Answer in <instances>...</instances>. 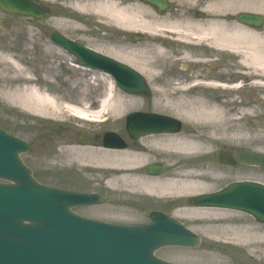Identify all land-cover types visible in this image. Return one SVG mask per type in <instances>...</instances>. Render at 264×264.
<instances>
[{"label":"flooded vegetation","instance_id":"1","mask_svg":"<svg viewBox=\"0 0 264 264\" xmlns=\"http://www.w3.org/2000/svg\"><path fill=\"white\" fill-rule=\"evenodd\" d=\"M43 1L39 4L47 10V16L50 17L53 14V7ZM168 1L171 8L165 13L151 7L155 11L151 21L155 25L165 27L168 33V35L161 34V37L165 38L157 42L171 47L172 56L176 61L185 60V62L182 65L169 64L168 71H148L147 75L152 88L167 91L182 89L185 92L191 90L196 93L203 91L200 84L207 79H218L229 86L232 85L231 69L236 67V64H231V61L235 60V55L231 54L230 47L239 42H264V18L262 23H247L242 20L243 15L246 14L264 17V1ZM140 3L142 2L139 0H121L124 6L135 9L140 6ZM238 32L246 33L242 36L238 35ZM177 33H181V36ZM62 35L88 48L104 49L101 47L103 44L85 42V34H76L73 37ZM120 38L123 40L121 49H115L107 44L104 46L119 53L130 54L131 50L125 47L133 41V37L130 38L121 32ZM147 38L146 35L143 36V40ZM212 38L213 40L209 41ZM154 74L158 77H153ZM89 109L94 110L92 106H89ZM130 113H124L120 118L92 123L79 120L66 121L65 125L56 129L58 140L56 152L61 156L65 154V159H59V157L56 159V174L50 177L53 182L45 183L37 176L36 178L43 184L56 189L94 195L103 201L73 209L75 214L84 218L115 224L141 225L149 223L152 215L158 212L185 222L191 217L188 211L203 210L195 205L193 198L197 194L206 192L187 195V198L182 194L160 197L141 189V178L150 177L161 182H164V179H177L178 175L185 174L188 164H185V158H174L155 146L156 138H161L163 135H175L173 133L132 137L127 119ZM181 130L185 131L184 124ZM109 133L118 135L116 147H109L110 144L105 143V137ZM150 146L153 148L150 149ZM70 151H75L82 157L72 163L67 158V152ZM220 151L214 157L207 158L204 164L210 160L219 171L223 167L232 169L243 167L238 164L234 167L223 166L219 157ZM32 165L33 167L30 166L36 175L35 163ZM248 168H252L260 178L264 179V174L257 168ZM125 169H128V173L123 175ZM155 169H160V173H153L157 172ZM126 175L127 178H125ZM221 179L218 180L219 188L212 192L221 190Z\"/></svg>","mask_w":264,"mask_h":264},{"label":"water","instance_id":"2","mask_svg":"<svg viewBox=\"0 0 264 264\" xmlns=\"http://www.w3.org/2000/svg\"><path fill=\"white\" fill-rule=\"evenodd\" d=\"M166 8L164 0H144ZM9 14L41 18L45 12L32 0H0ZM247 20L253 17H246ZM52 40L71 51L84 66L111 74L126 92L150 96L145 79L134 69L90 51L56 34ZM133 136L178 132L181 123L157 114L134 113L129 117ZM112 141L114 135L108 136ZM29 145L0 130V264H172L155 256L167 246L199 247L202 239L183 224L154 214L145 226H118L83 219L71 212L92 197L49 188L38 183L20 154ZM222 160L229 163L228 157ZM241 164L264 172V156L250 150L240 155ZM197 205L232 209L252 215L264 224V186L238 182L219 193L199 196Z\"/></svg>","mask_w":264,"mask_h":264},{"label":"rangeland","instance_id":"3","mask_svg":"<svg viewBox=\"0 0 264 264\" xmlns=\"http://www.w3.org/2000/svg\"><path fill=\"white\" fill-rule=\"evenodd\" d=\"M39 2L43 0H37ZM80 0H46L47 5L53 7V17L48 20H33L22 18L19 16H9L0 11V52H6L15 59H17L30 73V76L36 80V87L46 91L51 96L55 97L58 104L61 105V111L58 117L47 118L33 115L23 111L17 105H13L0 94V128H3L13 135L21 137L32 145V154L23 157L26 163L32 167L35 163L36 176L45 183H51L53 180L50 177L55 176L56 159H65L56 152V129L65 125L68 120L76 122L78 118L72 115L64 106L70 104L73 106L92 105L94 109L99 108L100 100L105 95V90L108 82L113 81L111 77L98 71L84 69L79 67L75 60L68 58L67 55L57 51V49L49 42V35L54 30L52 26L58 20H68L72 22L80 21L78 18L79 12L73 9V5ZM67 25V24H64ZM62 25V26H64ZM91 29L97 33H85L84 31H68L66 29H58L60 32L73 37L75 33L85 34V42L103 44L101 40L106 37H101L103 33H107L96 25H91ZM109 36L114 34V31L109 32ZM34 35V36H33ZM114 36V35H113ZM118 37V36H114ZM81 38L82 40L84 39ZM100 38V39H99ZM118 39V38H116ZM45 41V43L40 42ZM159 42H155L154 38L150 41H143L142 45L130 42L134 51H137L140 46L139 56L133 60L136 65L142 67L147 71H168L169 64H179L185 60L176 61L172 56L171 47H164ZM107 49H104V51ZM49 52V54L46 53ZM105 52H109L108 50ZM238 59L232 60L231 64L236 67L231 69L232 82L238 81L236 77L238 71H241ZM138 63V64H137ZM15 76V70L8 66L7 63H0V88L18 86L12 78ZM2 77V78H1ZM158 77V75H153ZM240 80V79H239ZM246 84V83H245ZM1 91V90H0ZM31 91V90H30ZM161 92L154 91L152 97L145 98L139 96L126 95L128 99L134 98L135 103L126 102L131 106L128 111H152L160 114L175 116L185 121V135L196 133L199 129L194 125L188 124L185 119V111L181 110L178 105L164 106L159 104V97ZM175 101H178L179 95L184 96L183 93L174 94ZM222 97L232 98L229 95H221ZM260 97H264V94ZM233 99V98H232ZM239 103L255 105V100L260 98L249 88H246L240 93ZM175 103V102H173ZM177 103V102H176ZM256 107V106H255ZM257 114H261L256 119H249L247 121L248 138L245 140H231L220 143L216 149L231 150L237 156L243 149H251L264 153V106L260 108ZM114 118L112 114L106 113L100 117ZM207 131V130H205ZM184 134V133H183ZM82 156L75 152H67V158L74 163ZM34 159V161H33ZM185 164L196 165L198 161L186 160ZM55 163V165H54ZM204 164V163H203ZM213 163L209 160L205 166H212ZM226 173L218 172L214 188L219 186V178H222L220 187L230 185L235 178H248L261 181L256 172L250 168L231 169ZM230 182V183H229ZM201 217L204 214H199ZM219 215V216H218ZM215 219L212 217L197 218L185 220V224L195 231L203 238L202 244L199 248H183V247H165L157 252V256L176 264H264V224L257 222L253 217L233 210H220ZM235 221V222H228ZM213 226H231L236 228H250L256 229L258 237L253 241L257 243L260 248L259 252H255V247H248V243L244 244L233 241L232 237H225L224 234H216ZM239 244V245H238ZM253 244V243H252Z\"/></svg>","mask_w":264,"mask_h":264},{"label":"bare ground","instance_id":"4","mask_svg":"<svg viewBox=\"0 0 264 264\" xmlns=\"http://www.w3.org/2000/svg\"><path fill=\"white\" fill-rule=\"evenodd\" d=\"M73 9L79 12L80 16L78 18H81L80 21L63 20L61 22L58 20L52 26L56 29L85 31L97 35L90 27L96 25L107 32L100 35L101 37L107 36L101 41L115 49H121L123 46V40L120 38L121 32L127 35L135 32L150 34L153 37L156 35L158 25L153 24L151 21L152 17L155 16V11L144 3H140V6L135 9L127 5L124 6L116 0H80L73 5ZM112 30L114 31L113 35L118 37L109 36V32ZM245 33L238 32V35L243 36ZM40 42L45 43V41ZM157 44L161 45V43ZM54 47L62 54L68 53L62 51L63 49L60 50L55 45ZM125 48L131 50L130 54L133 57L139 56V53L141 54L140 46L136 47L137 51H134V47L130 44H126ZM230 48L232 54L238 59L241 68V71L236 74V77H239L240 80L238 79L234 85L229 86L218 79H207L206 82L200 84L203 91H197L196 93L191 90L185 92L182 89L175 91L159 90L161 92L158 99L159 104L164 106L178 105L177 108L185 111V119L188 124L194 125L199 131L196 133L189 132L186 135L185 132L180 135H163L161 138H156L157 144L155 146L174 158L182 159L186 157V160H189L190 163L195 160L200 163L196 165L188 164L185 174L178 175L177 179H164V182H161L150 177L141 178V189L143 191L160 197L182 194L187 198V195L214 189L218 175L216 167L214 165L212 167L205 166L204 161L215 156L218 144L248 138V130L245 129L247 128V121L259 117L261 114L257 113L264 106V97H260L264 94V42L237 43ZM46 53L49 54L47 51ZM66 55L71 58L69 53ZM112 55L143 71V68L136 65L133 61L134 58L129 56L128 53L126 56ZM0 63H7L15 70V76L12 79L19 84L15 87L1 86V96L5 97L11 104L17 105L23 111L33 115L47 118L58 117L61 105L58 104L55 97L36 87V80L30 76V73L13 55L0 52ZM246 88L258 95L260 102L259 99H256L255 105L240 104L239 99L237 100L235 97H239L240 93ZM179 93H183L184 96L179 95L181 97L178 98V101H175L174 94ZM221 95H229L233 99ZM128 101L132 104L136 102L134 98L128 99L126 95L124 96L117 89L114 82L110 81L107 84L103 99L100 100L99 111L91 112L87 108H77L70 104H64V106L72 115L78 118L93 120L106 113L120 117L130 109L131 106L126 103ZM152 148L150 146V149ZM223 171L227 172V168H223ZM127 173L128 169H125L123 175ZM127 177L126 175L125 178ZM188 212L197 217H200L199 214H204L203 218L215 217L220 213V211L215 210H190ZM213 229L217 235L224 234L225 237H232L233 241L242 244L247 242L248 247L253 245L255 252H259L260 248L253 241L258 237L256 229L234 228L231 226H213Z\"/></svg>","mask_w":264,"mask_h":264}]
</instances>
